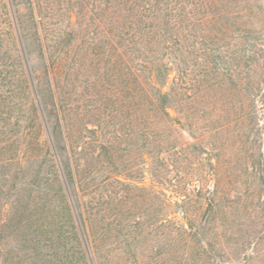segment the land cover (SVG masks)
Wrapping results in <instances>:
<instances>
[{
  "label": "trees",
  "instance_id": "obj_1",
  "mask_svg": "<svg viewBox=\"0 0 264 264\" xmlns=\"http://www.w3.org/2000/svg\"><path fill=\"white\" fill-rule=\"evenodd\" d=\"M229 1L0 0V264H156L176 237L210 245L140 165L178 145L154 140L162 120L193 133L169 110L192 98L190 48L224 32ZM252 96L262 143L264 88ZM252 166L264 196L263 151Z\"/></svg>",
  "mask_w": 264,
  "mask_h": 264
},
{
  "label": "rangeland",
  "instance_id": "obj_2",
  "mask_svg": "<svg viewBox=\"0 0 264 264\" xmlns=\"http://www.w3.org/2000/svg\"><path fill=\"white\" fill-rule=\"evenodd\" d=\"M219 12L224 32L207 36L202 55L194 52L198 44L190 48L192 98L169 110L193 133L162 120L154 140L178 145L161 149L162 160L146 156L140 165L144 185L169 200L170 216L183 220L185 207L193 224L203 225V241L210 245L195 240L186 245L176 237L156 264H262L264 259V231L255 233L264 226V196L252 166L264 141L255 135L261 120L255 121L259 116L248 102L255 87L264 88V0H230ZM256 239L257 251L249 255L247 246Z\"/></svg>",
  "mask_w": 264,
  "mask_h": 264
}]
</instances>
